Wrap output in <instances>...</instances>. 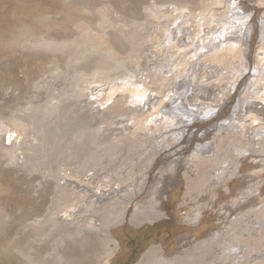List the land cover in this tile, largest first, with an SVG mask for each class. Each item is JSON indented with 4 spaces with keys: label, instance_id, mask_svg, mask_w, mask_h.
Here are the masks:
<instances>
[{
    "label": "bare ground",
    "instance_id": "1",
    "mask_svg": "<svg viewBox=\"0 0 264 264\" xmlns=\"http://www.w3.org/2000/svg\"><path fill=\"white\" fill-rule=\"evenodd\" d=\"M96 1H60L69 37L41 31L13 41L54 52L44 68L61 85L45 86L42 103L0 114V154L57 180L51 218L109 227L119 252L141 224H111L131 209L142 225L159 221L185 188L174 249L152 248L141 264H264V0H143L137 9ZM213 64L225 74L212 75ZM80 100L102 116L98 128H69ZM112 126L119 134L96 138ZM83 136L87 159L78 156Z\"/></svg>",
    "mask_w": 264,
    "mask_h": 264
},
{
    "label": "rangeland",
    "instance_id": "2",
    "mask_svg": "<svg viewBox=\"0 0 264 264\" xmlns=\"http://www.w3.org/2000/svg\"><path fill=\"white\" fill-rule=\"evenodd\" d=\"M60 1L63 0H0L1 115L14 116L12 113L13 110L22 108L27 104L29 105V103L33 105L42 103L46 98L45 86L50 87L55 85L59 87L61 85V81L59 79H52L51 74L46 72L44 68V66L50 67L47 57L54 52L48 50H35V48L27 46H17L14 44L15 42H13L23 38L24 34L28 32H48L49 35L56 37L71 36L73 27L67 28V23L64 24L61 20L63 16L57 13L61 6L62 8L64 7ZM66 1L69 2L72 0ZM107 1L110 0H98L96 2L102 3ZM117 1L120 2L121 0H114L113 2L118 3ZM123 1H125L127 9H137L139 4L143 2V0ZM153 1L154 0H151V3H153ZM141 12H143V7L140 10V13ZM46 15L51 17V22L48 21V19H44ZM54 20H56V22H54ZM53 22L55 25L58 23L57 25L59 26L54 25V27L57 28L55 29L53 27L54 29L52 28L51 30L48 26L51 25L50 23H52L53 26ZM62 24H64V27H62ZM47 29L49 30L47 31ZM207 67H210V65H207ZM210 71L212 75H217L219 71L224 73V71H221V67H218V69L216 68V64H213ZM71 101L73 100H69L66 103H71ZM81 101L82 100L76 102L73 106L71 105L68 116H70V120L72 121L69 128L76 129L83 124L82 122L84 121V125L86 124L85 126L98 128L100 125H98V123L103 121L102 116L97 114V109L95 111L90 110L88 112L89 114H86V111L90 109V107L86 108L87 106H83ZM183 106L187 109L185 105ZM173 107L174 104L171 105L172 109ZM111 110L112 109H110L108 113H111ZM174 114L180 115V113ZM184 120L191 121L189 117L184 118ZM115 128L117 129L116 126H112L110 128L112 131L110 129L103 133L100 131L99 135H96V138L102 139L103 137L100 138L102 135L114 136V134H119V131ZM233 130L236 131L235 129ZM64 131L65 130H63L61 134L64 133ZM67 133L69 134L71 131L67 129L65 134L67 135ZM247 138L248 136L245 137V139ZM247 142L248 144L251 143V145L260 143V141L254 142L251 139H248ZM33 143L36 144L38 142ZM79 143L80 145L82 144L81 147L77 146ZM79 143L73 142V148H71L70 151L75 149L74 146L76 145L77 148L79 147L78 149L80 151L78 152V156L87 159L89 154L92 153V147L86 144L88 143V138L83 136ZM207 143L212 145L213 148L216 146V144L210 142V139ZM62 145L64 144L60 146ZM1 147L2 144L0 143V148ZM77 148L76 150H78ZM41 150L45 152L42 154ZM58 150H60L59 152L64 151V146L63 148L59 147L58 149L55 148L54 151H49L50 155L48 154L49 156L46 158H55L59 153ZM253 150L255 151V149ZM72 152L75 151L73 150ZM206 152H210V150L207 149ZM45 153L46 148L43 149V146L40 148L38 147L35 158H39H36V160H38V162L41 160L43 161V158L40 156H43ZM70 153L71 152L68 151V154ZM9 159V156H2V154H0V264H111L113 261L115 264H141L144 255L152 248L158 246L160 252H165L166 250L172 251L174 249L172 243L175 244L176 240L173 235L175 229L178 227V216L174 215V212L178 204L182 203L179 199H181V195L183 196V192L185 193V188H183L179 198L175 201L174 206H166L167 208L161 211V213H163V219L159 221L156 219L155 221H151L152 223H143V226L142 223H138L137 220L142 216L131 209L129 213L126 214L127 218L119 217V220L122 221V225L118 226L116 223L111 224V226L115 225V228L119 230L128 229L130 227L129 223H133L136 220L134 224H141L142 226L138 228L140 231L138 235L134 237L128 235V239H123V241L129 245V252H119V242L113 243L107 240V238H111L113 241L115 240L112 233L105 231L106 229L108 230L109 227H90L89 224H86L87 218L82 215L76 216L74 220H54V218H51L50 214L55 208L56 203L55 184L57 180L48 176L47 171H45V174L41 171H29L30 165L28 168L26 167L27 165L22 164L24 165L22 166V162L14 163ZM78 159L79 158H75L73 161L77 162ZM69 162H72V158L69 159ZM57 163H59V161H56V164ZM206 168V166L200 167L198 171L203 172ZM82 179L84 180L86 177ZM89 179L90 178H88L87 181H89ZM59 184H62V182ZM110 196L113 197L114 195L112 194ZM138 201L139 199L137 202ZM105 211H102L101 214ZM135 213L139 214H137L138 216L135 215V217H137L136 219L134 217ZM150 213L157 217L155 211L150 210ZM171 217H173L172 220ZM50 218L54 221H51ZM210 228L211 226L207 229ZM207 229L204 230V233L209 234ZM116 238H118V235ZM151 239H153V241H151ZM104 240L107 242L105 243ZM105 245L106 251L110 253L102 251ZM98 257L100 258L98 259Z\"/></svg>",
    "mask_w": 264,
    "mask_h": 264
}]
</instances>
